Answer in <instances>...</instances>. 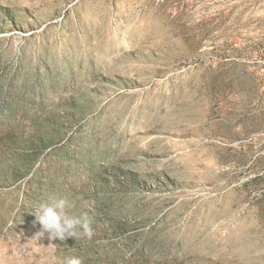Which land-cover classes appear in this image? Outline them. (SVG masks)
I'll return each instance as SVG.
<instances>
[{"label":"rangeland","instance_id":"374dc122","mask_svg":"<svg viewBox=\"0 0 264 264\" xmlns=\"http://www.w3.org/2000/svg\"><path fill=\"white\" fill-rule=\"evenodd\" d=\"M68 256L264 264V0H0V264Z\"/></svg>","mask_w":264,"mask_h":264},{"label":"clouds","instance_id":"9594fccd","mask_svg":"<svg viewBox=\"0 0 264 264\" xmlns=\"http://www.w3.org/2000/svg\"><path fill=\"white\" fill-rule=\"evenodd\" d=\"M75 207V202L68 197L51 198L49 202H43L35 207L34 224L40 226L36 238L44 237L46 234L49 240L60 241L81 234L90 237L93 218L87 211H82L78 215L73 214L72 210ZM64 264H82V260L77 256H68L65 257Z\"/></svg>","mask_w":264,"mask_h":264}]
</instances>
